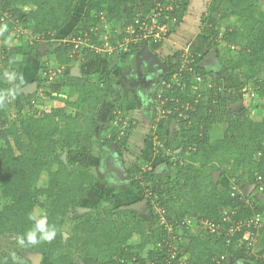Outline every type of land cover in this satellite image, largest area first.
Instances as JSON below:
<instances>
[{
    "label": "trees",
    "instance_id": "1",
    "mask_svg": "<svg viewBox=\"0 0 264 264\" xmlns=\"http://www.w3.org/2000/svg\"><path fill=\"white\" fill-rule=\"evenodd\" d=\"M260 1L211 0L208 15L204 17L207 23L202 30L205 53L187 56L189 63L184 67L181 65L183 50L162 60L167 72L165 81L171 85L162 95L161 114L169 129L166 136L158 137L165 146L159 154L164 164L177 174L173 180L163 183L153 180L157 167L145 173L142 167L126 171L132 187L138 191L137 203L146 202L152 211L158 210L157 214L165 218V223H157L154 231L149 232L146 219L136 210L100 207L95 213L80 217L65 237L66 224L72 221V214L84 206L88 191L98 182L89 166L62 159L57 153L58 149L69 151L68 155L77 153L84 137L81 131L75 130L79 113L72 117L66 111L68 108L96 110L114 97V83L110 82L108 88L101 87L94 83L91 74L84 73L79 78L68 73L61 83L78 98L72 101L56 97V108L40 112L32 103L34 95L23 91L27 86L24 72L27 60L31 57L42 60L51 55L60 65L67 66L75 64L78 56L83 55L81 63L87 68L98 67L113 56L92 50L98 35L106 31V25L122 23L124 38L130 36L126 35L129 27L139 32L136 21L147 16L153 0H85V3L83 0H0V198L7 201L0 209V237H12L18 242L24 237V246L53 264H77L78 261L81 264H180L178 259L171 258L167 241L181 225L179 236L187 239V244L180 245L176 241L178 233L171 242L178 246L177 251L186 249L187 264H217V261L219 264L234 261L264 264V250H256L264 234V223L261 228L254 223L250 228L245 227L258 215L264 216V110L258 118L245 115L241 109L230 111L249 93L250 83L257 99L264 101V13L259 9ZM176 2L180 3V9L172 12L169 20H164L170 24L168 39L181 29L189 12L190 0ZM80 9L81 17L68 41L41 53L40 47L63 32ZM173 18H177L175 24H172ZM233 18L237 20L235 26H232ZM29 23L33 24L31 41L14 42L15 31H27ZM7 28L13 29V36L9 30L6 32ZM221 32L223 36L218 41ZM110 43L112 47L115 45L113 41ZM83 44L88 48L83 49ZM166 45L143 39L131 47L133 52L143 56L146 52L156 53ZM223 45L229 46L238 59L223 58ZM18 56L22 59L18 60ZM208 56L220 61L232 75L239 74L243 82L235 90L221 89L219 80L214 82L215 87H208ZM9 68L15 74L11 84ZM177 74L179 78L175 81L173 77ZM98 76L101 81H107L109 72L106 68L99 70ZM197 76L202 77L201 83L194 80ZM42 82L39 75L34 80L38 88ZM10 109L17 112L14 120L8 115ZM122 110L124 115L128 114L125 105ZM128 123L133 130L138 128L139 123L131 119ZM215 129L220 132L211 143ZM149 130L153 132L152 125ZM90 131L92 136L94 131ZM176 134L181 136V152L177 154L178 149H172V155H167L166 149L171 148ZM128 140L127 136L121 138L116 132L103 143L118 151L122 157L119 162L124 166L123 146ZM186 160L188 163L184 164ZM217 171L219 180L227 178V185L214 180L211 174ZM44 173H47V186L41 189L39 181ZM138 174H143V181L137 178ZM240 182L249 186L248 193L240 187L234 190V184ZM258 190L261 198L255 199L253 195ZM40 197L46 200L42 217L55 229L56 236L51 242L32 245L27 243L26 233L34 227L29 217L34 216ZM225 213L230 221H223ZM186 220H191L192 224L188 225ZM201 220L220 224V228L192 234L189 229ZM239 224L244 226L242 231L228 236L229 230ZM169 226L173 227L171 233ZM249 231L252 235L258 234L250 252L243 239ZM134 235L139 236L140 243L132 246L129 242ZM149 242L155 248L145 260L140 252ZM0 264L29 263L4 253L0 254Z\"/></svg>",
    "mask_w": 264,
    "mask_h": 264
},
{
    "label": "rangeland",
    "instance_id": "2",
    "mask_svg": "<svg viewBox=\"0 0 264 264\" xmlns=\"http://www.w3.org/2000/svg\"><path fill=\"white\" fill-rule=\"evenodd\" d=\"M83 3H85V0H83ZM210 3L211 0H190L189 13L185 17L181 30L176 34L180 39H177V41L176 39L172 40L173 42H171V44L170 42L164 43L165 45L167 43V46L170 45L172 47L170 48V51H167L168 53H174L179 50L184 51V56H192L194 54L203 55L205 53V39L202 30L207 23L204 17H207L208 15V7ZM259 9L264 13V0L259 2ZM80 17L81 9L74 14L71 23L63 29V32H60L53 41L47 42V44H43L40 47V52L44 53L52 50L57 47V45L68 41L69 36L75 25L78 23ZM203 19L204 22H202ZM235 25H237V20L233 18L232 26ZM29 27V31L27 29L25 32L19 28L18 32L14 30L15 35L13 33V29L11 30V28H7L6 32L9 30L8 32L10 36L14 35V42L26 43L31 41L30 31L33 29V24L29 23ZM122 28V23H109L105 27L106 31L98 35L99 39L92 50L98 51V53L102 54L112 53L113 55L110 60L100 63L98 67L91 66L87 69V67L81 63L83 55L78 56L75 64L67 66L60 65L55 56L48 55L42 60L31 57L27 60L24 69L27 85L34 83V80L38 75L42 78L43 82L41 88L34 91V94L32 95H34V98L38 103L35 109L39 110V107L46 103L48 108L45 112H50L56 108V102L54 100L56 97H66L74 99L73 101L78 98L77 95L75 96V94H71L72 91L61 83L66 74L71 70H76L77 67H79L84 73H88L86 74L87 76L89 74L93 75V81L98 86L108 88L110 87V82L114 83V97L110 98L108 103L101 104L96 110L82 108L77 111L73 108H68L66 111L67 115L72 117H74L76 113H79L78 126L75 130L81 131L84 134V137L77 153L68 155L69 151L64 149H58L57 153L61 155L62 159H70V161L75 162L77 165L89 166L91 172L98 178V182L88 191L83 203L84 206L77 209V211L72 214V221L67 223L64 228L65 237H68V234L73 228L75 222L80 217L86 213H95L98 209H100V207L104 209L113 208L116 209V211H120L124 209L128 210L130 209L129 207L136 205V211L147 221L146 225L149 232L154 231L157 223L160 225L162 224V221H165V218L160 217V215L157 214L158 210L153 209L152 211L146 202L137 203L136 199L138 191L132 187L131 180L128 178L126 171L123 173L121 171L122 168L114 164V157L118 159V156L112 148L105 147L103 144L105 140L110 139L116 132L120 134L121 138L127 136L129 140L127 145L123 146L122 153L125 159L126 166L124 168L126 170L142 167L143 173H145L147 170L157 167L153 180L157 182L161 181L163 183L173 180L177 174L176 171L171 170L164 164L163 158L159 154V150H165V146L158 140V137L166 136L169 129L164 116L161 114V107L163 103H161L160 97L164 94V86H162V84L158 89H155L157 88L156 86L145 84L143 87L141 84V78L143 77L141 75L142 73H145L146 59L139 60V58L142 57L141 54H135L136 51H132L131 46H136V43L128 42V39L124 38L121 34ZM5 29L6 26H4L3 30ZM212 29L215 31V28ZM222 36L223 33L221 32L219 34L218 41L222 38ZM110 41L115 43L113 47L111 46ZM182 41H184L185 44ZM197 42L201 45L204 44V46L202 45L201 49L197 48L195 46ZM82 47H84L83 49L88 48L85 44H83ZM137 52L141 53L139 50ZM125 53L135 55L127 57ZM221 54L223 55V58L238 59V57L233 54L232 49L229 50V46H221ZM155 55L161 58L160 63H162V60L166 58V54H164L165 56H162V53ZM213 55L215 54H212V56ZM209 56L206 58V60H208L207 69L209 71L206 78L208 81V87H215L216 84L214 82L219 80L221 83V89L235 90L236 86L243 82L242 77L239 74L232 75L226 71L220 61L216 58L210 59ZM20 59H22V57L18 56V60ZM157 66L158 65L156 64L153 67L157 68ZM120 67L122 69L121 73H124L127 77H121L120 80H118L119 75H117V73H120V71H118L120 70ZM105 68L109 72V78H107V81H101L98 73L99 70L103 71ZM135 68L136 77L134 75ZM8 71V81L10 84L14 83L15 74L12 70H10V68ZM139 72L140 74H138ZM154 73L156 72L148 71L150 80H155ZM145 77L147 78V76ZM164 77L165 75L163 76L162 82L165 81ZM127 78L129 82L125 85ZM262 78L264 79V75H262ZM248 86H250L247 88L249 93H246L247 95L244 96L243 101H240L237 105H233L230 108V111L238 112V110L240 111L241 109L245 111V115H248L251 118H258L263 113L264 101L257 99L256 94L253 93V83H250ZM123 105H125V109H127V115H124V111L122 110ZM128 109L130 111H128ZM8 115L13 120L17 118V112L15 109L8 110ZM128 119L133 120L135 124L136 122L139 123L138 128L133 130V128L129 126ZM150 125H152L153 132H150L149 130ZM90 129H93L94 131L92 136L89 135V133H91ZM219 132L220 131L218 129H215V131L211 133V143L217 135H219ZM149 135L153 136V138L148 139L147 136ZM180 143L181 136L176 134L171 144V148L166 149L167 155H172V149H178L177 154H179L181 152V150H179ZM183 163L187 164L188 161H183ZM56 167L57 166H54V169H56ZM211 175L215 181H220L221 185H227V178L219 180L220 173L218 171L212 173ZM137 178L140 181H143V174H138ZM46 186L47 173H44L39 181V187L43 189ZM234 187H240L245 193H248L249 186L245 187L241 182L235 183ZM253 197L255 199H259V197L261 198V192L259 190L256 191ZM6 204L7 201L0 198V209ZM45 209L46 200L44 197H40L34 216L37 218L42 217L45 214ZM189 230L194 235L207 232L200 225L192 226ZM180 234L181 231L178 230L176 241L180 243V245L182 243L187 244V239L180 237ZM248 236L249 233L247 232L245 233L244 238H247ZM139 243V236L134 235L130 240L129 245L134 246ZM258 243V249L264 250V234ZM154 248V245L149 242L147 248L140 252L141 257L147 260L149 256L148 253L154 250ZM4 253L14 255L18 260L26 261L29 264H53L48 258L42 256L40 253L28 249L26 246L21 245L15 238L8 236L0 237V254ZM185 257L187 258V256ZM77 264L81 263L78 261Z\"/></svg>",
    "mask_w": 264,
    "mask_h": 264
},
{
    "label": "built area",
    "instance_id": "3",
    "mask_svg": "<svg viewBox=\"0 0 264 264\" xmlns=\"http://www.w3.org/2000/svg\"><path fill=\"white\" fill-rule=\"evenodd\" d=\"M179 4L180 3L179 2L177 3L176 0H153L152 7H151L149 13L147 14V16L142 18L141 20L136 21V24L138 25L139 32L134 27H129L127 29L126 35H130L129 37H127L128 42H135L137 44L143 39L146 41L150 40L153 43H161V44L168 42V40H169L168 39V29H169L170 24H169V22H164V20H166V21L169 20L172 12L180 9ZM171 21H172V24H175L177 22V18H173ZM187 63H189L188 57L184 56V59H183L182 64H181L182 67H184ZM178 78H179L178 74L173 77V79L175 81H177ZM194 80L196 81V83H201L202 77L197 76ZM172 82H173V80H172ZM170 85H171L170 83L167 84V82L165 81L164 82V89L165 88H166V90L169 89ZM160 98L162 100V96ZM32 103L34 106H36L38 104L36 99L33 100ZM43 105L41 107H39L40 112H43L48 108L46 103H44ZM234 190L237 191V188L234 187ZM232 195H234V194H232ZM161 213L164 214V211H162ZM222 218H223L224 222L231 220L230 216L227 213L223 214ZM186 222L188 225L192 224L191 220H188ZM164 223L165 222L162 221V224H164ZM252 223L255 224V227L261 228V226L263 224L262 216L258 215L254 219V221H251L245 227L250 228ZM184 224L185 223H183V225ZM199 225L202 226L205 231H215V230H218L220 228V224H215L214 222L208 221V220L199 221V224H197V226H199ZM180 226L181 225H179L176 228L175 235L173 236V234H172V236L170 237V240L168 239L167 243L169 242V244H167V245L169 248V252L171 253L170 254L171 258L178 259L180 261V264H187L188 260H189L188 255L184 252V250L177 251L178 246L172 244L173 240L176 239V236H177V233H178ZM243 227H244L243 224H239L238 226H234L233 228H231L229 230L228 236L233 237L236 233L241 232ZM168 230L171 233L173 230V227L169 226ZM248 233H249V236L247 238H243V239L245 241H247L246 248H247V251L250 252L254 248L258 234L252 235V233L250 231ZM171 240H172V242H171ZM160 244L161 243H159L158 245L161 246ZM185 256H187V258ZM224 259L225 258L222 257V260H224ZM263 259H264V257H263ZM219 263H220V261H217V264H219Z\"/></svg>",
    "mask_w": 264,
    "mask_h": 264
},
{
    "label": "clouds",
    "instance_id": "4",
    "mask_svg": "<svg viewBox=\"0 0 264 264\" xmlns=\"http://www.w3.org/2000/svg\"><path fill=\"white\" fill-rule=\"evenodd\" d=\"M29 218L34 221V227L26 233L28 244L35 245L42 241L51 242L55 238L56 231L47 224L46 217L37 219L35 216H30ZM19 243L23 245L25 243V238L21 237Z\"/></svg>",
    "mask_w": 264,
    "mask_h": 264
},
{
    "label": "crops",
    "instance_id": "5",
    "mask_svg": "<svg viewBox=\"0 0 264 264\" xmlns=\"http://www.w3.org/2000/svg\"><path fill=\"white\" fill-rule=\"evenodd\" d=\"M188 13H189V12H188ZM188 13H187V14H188ZM180 30H181V29H179V31H180ZM175 37H176V38H175ZM174 39H176V41H177V39H180V38H178L177 35L174 34V35H172V37H170V39L168 40V42H170V44H171V42H173L172 40H174ZM168 42H167V43H168ZM182 42L185 44L184 41H182ZM193 42H194V41H193ZM198 42H199V41H198ZM198 42L195 44V46H196L197 48H200V49H201V46H202V45L204 46V44L201 45V44H199ZM186 43H189V42H186ZM194 43H195V42H194ZM184 44H183V45H184ZM170 48H172L170 45H168V46L166 45V46L163 47L162 50L157 51L156 53H152V57H154V58H156V59H158V60L160 61L161 58L157 57V55H155V54H160V53H162V54H163L162 56H165L164 54H166V57L175 54L176 51H175L174 53H172V52H169V53H168V52H167L168 50H169V51L171 50ZM205 51H206V49H205ZM135 54H136V53H135ZM155 56H156V57H155ZM162 56H161V57H162ZM127 57H130V55H128ZM160 62H161V61H160ZM122 63H123V62H122ZM127 63H128V62H127ZM161 64H162V63H161ZM85 65H86V64H85ZM124 65H125V64H124ZM162 66H163V64H162ZM153 68H154V67H153ZM87 69H88V68H87ZM87 69H86V70H87ZM119 69H120V70H118V71H120V73H119V72L117 73V75H119V79H118V80H120L121 77H122V78L127 77V75H124V73H121V71H122L121 67H120ZM158 70L161 71V73H162V77L160 78L158 84L156 85L157 88H155V89H158L162 84H163L162 86H164V82H165V81L162 82V79H163V76H164V75H165V77H166V73H167V72H166V69L164 68V66H163L162 69L158 66ZM68 73H70L71 75H72V74H77L75 70H71V71H69ZM68 73H67V74H68ZM80 74H81L80 78H82L83 75H84V72H82L81 69H80ZM87 74H88V73H87ZM129 75H130V73H129ZM72 76H74V75H72ZM141 76H142V75H141ZM142 77H144V76H142ZM165 77H164V79H165ZM122 82H123V81H122ZM127 82H129L128 78H127V80L125 81V85H126ZM150 83H151V80L149 79V77H147V78L144 77V82L141 81V84L143 85V87H144L145 84H146V85H150ZM128 85H129V83H128ZM69 89H70V88H69ZM70 90H71V89H70ZM123 90H124V88H123ZM71 91H72V90H71ZM71 94H75V92L72 91ZM75 96H76V94H75ZM71 100L73 101L74 99H71ZM162 101H163V102H162ZM161 102L164 103V100L162 99ZM128 106H129V104H128ZM70 109H72V108H70ZM129 111H130V110H129ZM258 244H259V243H257V245H258ZM256 250H259L257 246H256ZM261 250L263 251V249H261ZM261 250H260V251H261Z\"/></svg>",
    "mask_w": 264,
    "mask_h": 264
},
{
    "label": "flooded vegetation",
    "instance_id": "6",
    "mask_svg": "<svg viewBox=\"0 0 264 264\" xmlns=\"http://www.w3.org/2000/svg\"><path fill=\"white\" fill-rule=\"evenodd\" d=\"M145 54L146 55H148V56H150V57H146L145 56ZM133 55H135V54H131L130 55V57H132ZM143 55V54H142ZM146 58H149L150 59V61L151 62H148L147 60H145V62H146V69H145V73H142V76H147V77H150L149 75H148V71L149 72H156V73H154V77H155V80L153 81V80H151V83H150V85H152V86H156L157 84H158V82H159V80H160V78L162 77V73H161V71H159L158 70V66H157V68L156 67H154L153 68V61L154 60H158V59H156V58H154V57H152V55L151 54H149L148 52H146V53H144V55L141 57V58H139V60L140 59H146ZM152 58V59H151ZM207 62H208V60H207ZM139 65H141V64H139ZM140 70V69H139ZM138 74H140V72L138 73ZM134 75H135V77H136V68H135V71H134ZM144 77L143 78H141V81L142 82H144ZM32 84V83H31ZM30 85V84H29ZM28 86V85H27ZM37 89H38V87H37ZM151 90H153V89H151ZM145 93V92H144ZM113 151H115V149H113ZM114 164L115 165H117L118 167H120V168H122V172L123 173H125V171H126V169L124 168L125 166L124 165H122L120 162H119V160L118 159H116L115 157H114ZM126 174H127V171H126ZM129 178V177H128Z\"/></svg>",
    "mask_w": 264,
    "mask_h": 264
},
{
    "label": "water",
    "instance_id": "7",
    "mask_svg": "<svg viewBox=\"0 0 264 264\" xmlns=\"http://www.w3.org/2000/svg\"><path fill=\"white\" fill-rule=\"evenodd\" d=\"M213 53V52H212ZM152 55V54H151ZM145 56L146 57H150V56H148V55H146L145 54ZM156 57V56H155ZM152 59V58H151ZM146 60L148 61V62H151L150 61V59L149 58H146ZM153 65H158L161 69L163 68V66H162V64L160 63V61H158V60H154L153 61ZM76 73L77 74H72V75H74L73 77H79L80 78V76H81V74H80V68L79 67H77L76 68ZM37 87H38V85L36 84V83H32V84H30V85H28V86H26L25 88H24V93L26 94V95H32V94H34V91H37ZM115 153H116V155L118 156V159H119V161H121L122 162V157L119 155V153H118V151L115 149ZM130 208V210H136V205L135 206H131V207H129ZM231 264H253V263H251V262H249V261H234V262H232Z\"/></svg>",
    "mask_w": 264,
    "mask_h": 264
}]
</instances>
